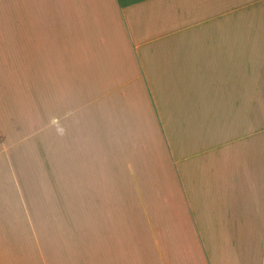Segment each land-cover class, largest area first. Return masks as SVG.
<instances>
[{"label": "crops", "instance_id": "crops-1", "mask_svg": "<svg viewBox=\"0 0 264 264\" xmlns=\"http://www.w3.org/2000/svg\"><path fill=\"white\" fill-rule=\"evenodd\" d=\"M0 264H264V0H0Z\"/></svg>", "mask_w": 264, "mask_h": 264}, {"label": "rangeland", "instance_id": "rangeland-1", "mask_svg": "<svg viewBox=\"0 0 264 264\" xmlns=\"http://www.w3.org/2000/svg\"><path fill=\"white\" fill-rule=\"evenodd\" d=\"M162 176L164 177V175H162ZM165 178L167 179L166 182H170L171 181V178H172L173 182L175 181L174 175L173 174H170L168 172V170L165 172ZM125 196L127 198H132L133 197V190H132V188H130V189L126 188L125 189Z\"/></svg>", "mask_w": 264, "mask_h": 264}]
</instances>
